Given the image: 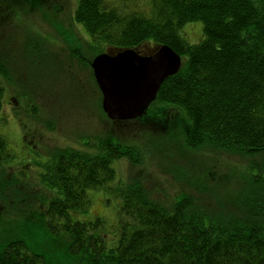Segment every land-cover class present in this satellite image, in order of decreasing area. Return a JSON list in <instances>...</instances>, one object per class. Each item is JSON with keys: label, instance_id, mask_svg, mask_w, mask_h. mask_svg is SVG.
Wrapping results in <instances>:
<instances>
[{"label": "trees", "instance_id": "16d2710c", "mask_svg": "<svg viewBox=\"0 0 264 264\" xmlns=\"http://www.w3.org/2000/svg\"><path fill=\"white\" fill-rule=\"evenodd\" d=\"M73 20L91 48L137 51L151 42L184 58L177 74L158 90L160 114L178 111L172 126L180 125L188 149L214 148L239 156L246 165L241 189L227 201L197 187L201 196L183 193L174 203L162 204L137 178L108 186L114 161L136 164L140 159L124 137L107 136L95 151L90 141L80 144L83 150L60 149L42 175L54 196L37 215L50 237L67 243L66 255L78 264H264V0H78ZM190 22L202 24L197 44L179 34ZM35 46L26 54L41 59ZM8 68L0 52V110ZM11 159L0 138V171L1 163ZM16 183L0 176V227L7 215L21 216ZM97 189L117 201L119 237L109 248L100 219L80 220L90 207L88 191ZM8 190L15 194L12 203ZM0 264L53 263L22 238L11 237L0 241Z\"/></svg>", "mask_w": 264, "mask_h": 264}, {"label": "rangeland", "instance_id": "374dc122", "mask_svg": "<svg viewBox=\"0 0 264 264\" xmlns=\"http://www.w3.org/2000/svg\"><path fill=\"white\" fill-rule=\"evenodd\" d=\"M77 1L0 0V52L7 59L11 76L9 83L2 80L0 138L12 154L10 161L1 163L0 176L17 182L14 189L23 203L16 209L20 217H5L0 241L22 238L31 251L53 264H78L76 257L66 255L67 243L51 238L37 216L54 196L42 175L56 151L83 150L80 144L84 141H90V149L95 151L96 144L107 136H122L140 152V159L136 164L127 159L114 161L115 175L108 186L137 178L162 204L174 203L183 193L201 196L197 187L227 201L239 191L246 165L239 156L214 148L188 149L180 125L172 126L180 117L178 111L168 109L160 114L163 106L156 100L146 109L142 122L137 118L120 127L109 121L101 109L90 63L101 50L107 54L116 51L90 47L83 27L73 20ZM179 34L189 44H197L203 38L202 24L187 23ZM34 44L41 50H37L43 55L41 59L26 54ZM156 48L151 42L144 43L137 52L148 55ZM155 113L158 118L147 119L156 117ZM12 190L7 191L11 203L15 196ZM88 196L90 207L80 220L100 219L106 247L115 246L119 237L116 199L99 189L88 191Z\"/></svg>", "mask_w": 264, "mask_h": 264}, {"label": "water", "instance_id": "95a60500", "mask_svg": "<svg viewBox=\"0 0 264 264\" xmlns=\"http://www.w3.org/2000/svg\"><path fill=\"white\" fill-rule=\"evenodd\" d=\"M180 66L181 58L165 45L149 56L133 49L96 56L90 68L106 118L112 122L140 118L155 101L163 81L175 75Z\"/></svg>", "mask_w": 264, "mask_h": 264}]
</instances>
